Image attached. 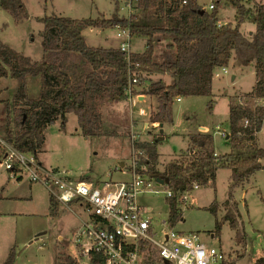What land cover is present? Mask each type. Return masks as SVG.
<instances>
[{
    "label": "rangeland",
    "instance_id": "obj_1",
    "mask_svg": "<svg viewBox=\"0 0 264 264\" xmlns=\"http://www.w3.org/2000/svg\"><path fill=\"white\" fill-rule=\"evenodd\" d=\"M116 1L23 0L30 18L18 20L0 6V45L6 44L33 60H40L44 52L41 34L44 25L38 18L46 15L79 19L104 15L110 18L114 14L129 18L130 14L137 12L134 1L132 4L131 0ZM197 1L207 11L211 10L209 6L212 0ZM215 1L220 3L222 22L234 23L235 8L227 0ZM244 1L252 8L256 2L264 4V0ZM248 20L250 21H246L241 30L252 36L254 32L249 31L255 28V23L251 18ZM117 34L116 27H92L87 28L84 33L89 46L106 48L120 45L122 39L118 38ZM145 44V37H131L132 52H143ZM225 68L227 73H224L223 67L215 70L211 95L185 97L184 103L175 100L172 106L174 120L164 123V126L150 122V105L153 111L157 110L158 101L156 97L144 93V90L155 82L171 84L173 79L167 74H152L147 77L142 86L138 85L134 89L132 101L128 95L113 104L105 105L102 109L103 125L98 135H82L78 115L75 112L67 113L65 123L59 118L47 127L46 139L38 159L44 167L60 170L67 178L97 183L130 178L134 171L131 168L133 165L137 166L139 157L147 156L144 148L136 149L133 146L134 142L155 146L159 153L157 169L160 171H164L175 159L181 158V152L187 155L190 138L198 134L213 135L216 154L224 155L231 151V101L239 103L241 99L249 106H255L257 103L249 97L256 83V62L244 65L233 59ZM10 80H0L2 147L4 144L1 140L7 141L8 122L10 120L12 123L14 119L12 95L17 83ZM40 81L37 77L27 78L29 96L36 95L40 90ZM137 95L145 97L144 102H139ZM210 101H214L212 110ZM257 101L260 102V99ZM141 110H145L146 114L141 115ZM201 125L202 129H199ZM15 128L14 123L11 124L13 137ZM223 130H227L228 137H224ZM256 145L264 148V121L257 135ZM5 149L8 150V147L5 146ZM3 157L0 162V264L4 263L12 248H15L16 252L13 264H76L79 255L75 237L82 221L90 217L86 208L75 203L70 204V207L59 203L58 213L54 216L51 213L48 188L40 182H30L27 177L22 180L10 177ZM262 163L264 165V159ZM231 183V170L220 167L215 185L201 186L199 190L192 189L188 201L180 206L182 217L175 230L183 234L199 233L204 244L221 250L227 258L233 259L244 254L238 264H256L257 260L264 257V169L257 171L249 181L234 190V198L241 215L239 222L247 232L246 245L236 242V231L230 227L229 222H224L221 231L216 232L217 220L221 221L226 213L223 204L229 198ZM158 187L166 189L165 185ZM14 197H18V204L13 208V214H8L11 211L10 199L13 201ZM140 201L153 207V213L150 215L156 220H169L170 210L165 193L144 194L140 196ZM214 204L219 209L217 214L210 210ZM229 208L231 209V204Z\"/></svg>",
    "mask_w": 264,
    "mask_h": 264
},
{
    "label": "trees",
    "instance_id": "obj_2",
    "mask_svg": "<svg viewBox=\"0 0 264 264\" xmlns=\"http://www.w3.org/2000/svg\"><path fill=\"white\" fill-rule=\"evenodd\" d=\"M132 1L137 12L129 18L116 14L110 18L104 15L82 19L60 15L38 18L44 25L41 32L44 52L40 60H33L6 44L0 45V80L8 78L17 83L14 93L12 90L14 119L8 122L6 138L15 149L38 158L47 127L59 118L65 123L70 112L78 115L82 135H98L104 120L103 107L129 95L130 74L138 78L139 86L152 74H167L173 79L171 84L155 82L144 90L158 101L157 110L150 115L153 124L174 120L172 106L177 96L211 95L215 70L228 66L233 59L244 65L256 62V83L249 97L256 102L264 98V5L256 4L252 8L244 0H227L236 10L235 22L223 23L220 3L215 0L211 1L210 11L197 0H131V4ZM0 6L16 20L30 18L23 0H0ZM115 6L118 10L117 1ZM248 18L255 23L252 36L241 30L250 21ZM117 25L127 29L131 37H145V50L128 54L120 48L88 45L83 34L87 28ZM29 77L41 80V88L33 96L27 92ZM213 102H209L211 110ZM263 120L264 107L231 101V151L216 154L213 135L198 134L190 138L187 155L181 152V158L169 163L164 171L157 169L159 153L155 146L133 143L136 149L144 148L147 155L139 157L135 172L166 180V187L173 192L168 198L172 225L182 217V193L194 183L215 185L218 169L227 167L232 172V183L229 198L223 204L226 213L221 221L217 220L216 232L221 231L224 222H229L236 231V242L247 244L234 190L264 169V148L256 145ZM13 123L15 137L10 130ZM5 152V147L0 145V162ZM57 202L51 194L50 208L54 216L58 213ZM210 210L217 214L219 209L214 204ZM15 255L12 248L3 264H13ZM243 255L228 257L222 264H238ZM256 264H264V257Z\"/></svg>",
    "mask_w": 264,
    "mask_h": 264
},
{
    "label": "built area",
    "instance_id": "obj_3",
    "mask_svg": "<svg viewBox=\"0 0 264 264\" xmlns=\"http://www.w3.org/2000/svg\"><path fill=\"white\" fill-rule=\"evenodd\" d=\"M209 8L212 10L213 5ZM115 27L118 38L122 39L119 48L130 54V32L119 25ZM223 71L228 72L225 67ZM138 83V78L130 74V101ZM137 100L141 102L139 95ZM175 100L184 103L185 97L177 96ZM239 104L245 105L241 99ZM257 104L264 107V98ZM140 113L145 115L146 111ZM1 141L3 147H8L3 158L10 177L40 182L66 207L75 203L86 208L90 217L82 221L75 237L79 255L76 264H99L100 261L103 264H222L227 259L221 250L204 244L199 233H180L170 219L159 221L150 215L153 207L142 204L140 196L165 193L170 198L173 192L167 187L165 190L158 187L166 186L165 182L136 173L135 165L127 180L77 181L67 178L60 170L44 167L36 155L20 152L8 141ZM200 187L194 183L182 193L181 200L187 202L191 190Z\"/></svg>",
    "mask_w": 264,
    "mask_h": 264
},
{
    "label": "crops",
    "instance_id": "obj_4",
    "mask_svg": "<svg viewBox=\"0 0 264 264\" xmlns=\"http://www.w3.org/2000/svg\"><path fill=\"white\" fill-rule=\"evenodd\" d=\"M256 4L257 5H264V4H259V3H257L256 2ZM255 4V5H256ZM249 5V4H248ZM250 6V5H249ZM251 7V6H250ZM101 28V27H100ZM114 28V27H113ZM87 30V29H86ZM85 30V31H86ZM254 30H255V28L254 29H252V30H250L249 32L250 33H253L254 32ZM85 31L83 32V34L85 33ZM85 36V35H84ZM110 42V41H109ZM120 47V45H117V46H109L108 48H119ZM233 78H234V76H233ZM169 84V83H168ZM140 99H143V100H141V102H144V100H145V97H143L142 95H140ZM150 109H151V112H153V108H152V106L150 105ZM151 115V114H150ZM151 124V123H150ZM146 125H147V123H146ZM155 125V124H154ZM161 125H163L164 126V124H161ZM162 126V127H163ZM199 129H202V125L199 127ZM203 129H205V128H203ZM162 131V130H161ZM163 131H164V129H163ZM224 132L223 133H225V136L224 137H228V132H227V130H223ZM217 153V152H216ZM39 161H40V159H39ZM42 164V163H41ZM16 180H22V179H16ZM30 184H33V183H30ZM50 196H51V193H50ZM14 199L15 200H13V201H11V199H10V202H11V211L8 213V214H13V212L15 211L13 208L15 207V206H17V202H18V197H14ZM58 203V208H59V202H57ZM2 214H4V215H8L7 213H2ZM43 237V236H42ZM41 237V238H42ZM212 237H214V236H212Z\"/></svg>",
    "mask_w": 264,
    "mask_h": 264
},
{
    "label": "water",
    "instance_id": "obj_5",
    "mask_svg": "<svg viewBox=\"0 0 264 264\" xmlns=\"http://www.w3.org/2000/svg\"><path fill=\"white\" fill-rule=\"evenodd\" d=\"M158 181L161 182V183H164L166 180L161 179V180H158Z\"/></svg>",
    "mask_w": 264,
    "mask_h": 264
}]
</instances>
